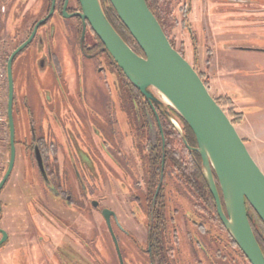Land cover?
Returning a JSON list of instances; mask_svg holds the SVG:
<instances>
[{
    "label": "flooded vegetation",
    "instance_id": "obj_1",
    "mask_svg": "<svg viewBox=\"0 0 264 264\" xmlns=\"http://www.w3.org/2000/svg\"><path fill=\"white\" fill-rule=\"evenodd\" d=\"M99 1L107 21L112 26V12L106 9L103 0ZM40 2L41 7L43 5V14L30 22L23 37L12 38L13 45L9 51L3 48L0 54L5 60L2 67V101L7 119L8 153L7 64L12 53L27 41L36 23L48 15L51 0ZM64 6L67 16L63 12ZM81 13L79 0H55L51 17L38 27L30 44L11 63L15 160L9 179L16 169L17 154L21 156L23 165L30 164L40 176L39 185L31 188L34 195L26 201L33 207L26 209L28 218L34 223L41 221L47 226L52 221L61 230H67L65 234L68 233L71 239L78 238L92 264L107 263L99 256L94 237L88 240L75 230L70 219L66 218L70 214H99L119 264L120 261L125 264V261L114 230L124 234L134 248L140 250L146 264H239V247L232 241L222 223L219 225L211 218L206 203L200 200L194 186L199 181V163L191 159L193 149L196 148L193 137L187 132L190 145L185 138L182 140L184 145L177 142L176 127L167 119L174 129L169 126L166 114L159 112L161 106L150 104L131 86L89 23L81 19ZM93 72L101 77L105 93L108 94L106 97L101 93L98 97H92ZM71 75L78 92L69 96L64 85L67 86ZM108 76L115 88L114 94L109 89V82L106 80ZM48 77L59 87V95L56 97L46 95L49 91L45 83ZM43 92L45 95H41ZM87 92L91 95L89 98ZM92 112L102 122V129L92 128ZM118 116L122 119L125 116L124 120L130 124V144L125 139L128 131L123 134L118 129ZM97 133L100 139L102 137L101 145L106 144L105 148L108 149L100 148V159L97 158L96 162V156L93 157L92 153L97 146L92 144V138ZM80 137L88 139V143H81L78 140ZM110 139L111 149L108 147ZM36 151L40 154L42 169L37 162ZM177 157L180 160L177 161ZM111 168L121 170V181L127 179L128 188L119 197L127 211L112 209L103 205L101 200L93 199L104 181L109 186L112 184L105 173V170L109 171ZM58 169H62L61 175L57 174ZM67 169H70L72 176ZM94 179L99 180L98 186L92 185V199L87 197L85 203L88 208H83L81 199L71 193L74 190L73 185H78V194L83 190L89 196L91 190L87 189L86 184ZM192 189L196 191L195 194H192ZM36 191L40 192V197L36 196ZM21 196H24L23 193ZM1 208L3 209L2 203ZM103 211L112 213L109 226L103 217ZM135 212L142 214L141 223L133 220ZM186 213H189V218ZM125 215L129 219L126 224L131 221L137 228L143 229L145 239L142 246L134 242L130 230L123 225L121 218L126 217ZM0 229L7 233V243L10 236L3 227ZM43 234L46 236H42ZM42 235L38 233L36 240L54 244L49 234L42 232ZM5 243L0 247V254L4 252ZM55 245L56 259L60 264L76 263L77 256L72 252L73 246L68 240H61ZM13 249L17 252L24 248ZM26 250L29 251L30 248L27 247ZM28 259L31 258L27 255Z\"/></svg>",
    "mask_w": 264,
    "mask_h": 264
},
{
    "label": "rangeland",
    "instance_id": "obj_2",
    "mask_svg": "<svg viewBox=\"0 0 264 264\" xmlns=\"http://www.w3.org/2000/svg\"><path fill=\"white\" fill-rule=\"evenodd\" d=\"M166 1L160 0L161 3ZM170 4L171 16L175 22L169 32L170 39L183 53L186 60L196 67L197 71L205 74L210 95L214 98L229 97L236 110L243 114L241 124L235 126L236 131L245 141L246 148L255 163L264 173V0H170ZM184 10L186 11L185 16L183 15ZM40 14H43V5L41 7L40 0H0V54L3 48L9 51L13 45H11V41L14 40L12 38L23 37L30 22L37 19ZM31 47L32 45L29 50ZM3 61H5L4 57L0 55L1 67H3ZM73 80V75H71L67 86L64 85L69 96L78 92ZM106 80L109 82L111 93L114 94L115 88L110 83V76L106 77ZM45 83L49 90H46L48 92L46 95L52 97L59 95V87L55 86L50 77ZM102 83L101 77L93 72L92 97H98L100 93L103 97L108 95ZM87 90L90 91L89 88ZM90 96L88 93L87 97ZM124 117L122 119L118 116V129L123 131V134H126L124 131H128L125 135L127 138H124L130 144V124L124 120ZM100 123L102 122L99 117L92 112V128L102 129L103 126ZM97 135L99 133L92 138V144L97 146L92 153L93 157L96 156V162L100 159V148L108 149L105 148L106 144L101 145L102 137L100 136V139ZM78 140L81 143L89 141L85 137H80ZM108 141V147H110L112 140ZM7 151L6 146L4 169L9 160ZM23 164L21 156L17 154L16 169L0 194V201L3 205L0 227H3L10 236V240L3 247L4 252L0 254V264H60L61 262L56 259L55 244L61 240H68L73 246L72 252L78 257V259L75 258V264H92V260L84 252L78 238L71 239L68 233L65 234L67 230L62 229V231L60 226L52 221L49 222V226L53 230L44 224L47 226L45 228L41 221L38 224L30 221L26 209L33 207L26 201L34 195L31 188L39 185L40 176L30 164ZM57 172L61 175L62 169H58ZM67 172L71 174L70 169H67ZM105 173L112 184L109 186L104 181L93 199L101 200L103 205L112 209L127 211L126 205L123 206L119 198L124 194L123 190L128 188L127 179L121 181V170L119 169L111 168L109 171L105 170ZM113 179L115 181H111ZM98 182L99 180L94 179L93 182L92 180L89 182L90 184H86L87 189L91 190L89 196L86 194L88 192L83 190H80L78 194L76 188L78 185H73L74 190L71 193L81 199L83 208H88L85 200H88L87 197L92 199V185L98 186ZM22 193L24 196H21ZM36 193V196H41L39 191ZM57 205L60 207L59 204ZM133 217L135 223H141V213L135 212ZM186 217H190L189 213H186ZM66 218L70 219L75 230L86 239L90 240L94 237L98 254L102 260L107 264H119L110 236L98 213L92 212L91 216L73 213ZM128 220V216L121 218L125 228H128L133 235L134 242L142 246L145 239L143 229L137 228L131 221L126 224ZM179 224H181L180 221ZM114 231L119 238V248L125 264H143L145 260L140 250L134 248L124 234L118 230ZM42 232L49 234L54 244H45L42 240L40 242L36 240L38 233L42 235ZM15 247L25 250L14 252ZM27 247L30 248L29 251L26 250ZM27 255L30 256V260H27ZM239 264H246L242 257H240Z\"/></svg>",
    "mask_w": 264,
    "mask_h": 264
},
{
    "label": "water",
    "instance_id": "obj_3",
    "mask_svg": "<svg viewBox=\"0 0 264 264\" xmlns=\"http://www.w3.org/2000/svg\"><path fill=\"white\" fill-rule=\"evenodd\" d=\"M79 2L82 9L79 16L89 23L130 84L150 104L165 108L169 121L180 134L182 125L168 107L187 124L194 135L196 148L193 150L200 155L220 222L249 264H264V255L251 226V223L255 226L253 213L264 225V173L249 154L231 120L215 102L192 66L170 45L145 0H103L106 7L110 6L115 11L142 56L137 55L115 32L99 0ZM54 8L55 0H51L48 15L36 23L27 41L8 60L9 160L0 180V193L11 175L15 160L11 63L30 44L38 27L51 17ZM63 12L67 16L65 6ZM35 154L42 169L40 154L38 151ZM1 210L0 202V214ZM102 214L109 226L112 213L103 211ZM0 235L1 247L8 235L2 229ZM113 240L116 244L114 237Z\"/></svg>",
    "mask_w": 264,
    "mask_h": 264
},
{
    "label": "trees",
    "instance_id": "obj_4",
    "mask_svg": "<svg viewBox=\"0 0 264 264\" xmlns=\"http://www.w3.org/2000/svg\"><path fill=\"white\" fill-rule=\"evenodd\" d=\"M149 10L152 12V14L155 16L156 20L158 21L159 25L161 26L164 34L166 35L170 45L186 60L185 56L183 55V53L177 49L173 43V41L170 39L169 37V32L171 31V29L173 28L174 25V19L171 16V4H170V0H167L164 3H161L160 0H145ZM50 3V2H49ZM107 10H110L112 12V27L115 30V32L121 37V39L139 56H142V52L139 49V47L136 45V43L133 41V39L130 37L128 31L126 30V28L123 26V24L120 22V20L118 19V17L116 16L115 11L110 7H106ZM186 11H183V15L185 16ZM187 61V60H186ZM188 62V61H187ZM189 63V62H188ZM190 64V63H189ZM191 65V64H190ZM192 68L196 71V73L198 74V76L200 77V79L202 80L203 84L205 85V87L207 88V90L209 91V87L205 78V74L197 71L196 67H194L193 65H191ZM132 86V85H131ZM214 98V97H213ZM215 102L218 104V106L220 108H222V110L226 113V115L228 116V118L231 120V123L234 126L240 125L242 120H243V114L241 112H238L232 102V100L229 97H223V98H214ZM169 110H171L172 114L180 121L181 125H182V134H179V132L175 129V135L177 137V142L179 141V143L183 144L182 140L183 138H185L187 140V144L190 145L188 143V134L187 132H189L191 134V137H193V143L196 146V142L194 140V136L193 133L191 132V130L189 129V127L187 126V124L181 119V117L175 113V111H173L170 107H168ZM160 113L162 114H166V112L168 113V111L161 107V109L159 110ZM161 114V115H162ZM167 115V114H166ZM165 118L166 120L168 119V115ZM169 120V119H168ZM167 120V122H168ZM169 126L174 129L170 123L168 122ZM163 129V127H162ZM166 133V132H165ZM166 135V134H165ZM243 142L245 143V141L243 140ZM184 145V144H183ZM160 159V157L158 158V160ZM191 159L195 160L196 162H198V178L199 181L197 184H194V186H196V189L198 190L199 193V198L200 200L204 201L206 204V209L209 213V215L211 216V218L213 220H215L219 225L221 224L217 214H216V208H215V204L212 198V195L210 193L206 178L204 176V173L202 171V166H201V158L200 155L194 150L191 154ZM176 160H180L179 157L176 158ZM6 169L3 170L1 177L3 176L4 172ZM192 194H195V190L193 191V189L191 190ZM201 205V204H200ZM250 209V208H249ZM253 213V212H252ZM254 219H255V226L252 225V229H253V233L254 236L262 250V253L264 255V225L262 224V222L259 220V218L255 215V213H253ZM231 237V236H230ZM232 241L234 242L233 238H231ZM241 257L243 258V260L246 262V264H249L248 261L245 259V257L243 256V254L241 253Z\"/></svg>",
    "mask_w": 264,
    "mask_h": 264
},
{
    "label": "built area",
    "instance_id": "obj_5",
    "mask_svg": "<svg viewBox=\"0 0 264 264\" xmlns=\"http://www.w3.org/2000/svg\"><path fill=\"white\" fill-rule=\"evenodd\" d=\"M2 85H3V71L0 66V179L5 164V148H6V114L5 108L2 104Z\"/></svg>",
    "mask_w": 264,
    "mask_h": 264
},
{
    "label": "crops",
    "instance_id": "obj_6",
    "mask_svg": "<svg viewBox=\"0 0 264 264\" xmlns=\"http://www.w3.org/2000/svg\"><path fill=\"white\" fill-rule=\"evenodd\" d=\"M252 129V128H251Z\"/></svg>",
    "mask_w": 264,
    "mask_h": 264
}]
</instances>
